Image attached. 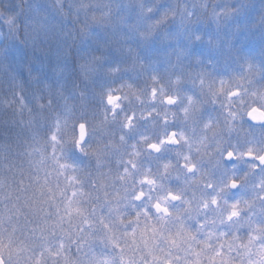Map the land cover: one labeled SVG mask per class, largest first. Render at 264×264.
<instances>
[{
	"label": "clouds",
	"instance_id": "obj_1",
	"mask_svg": "<svg viewBox=\"0 0 264 264\" xmlns=\"http://www.w3.org/2000/svg\"><path fill=\"white\" fill-rule=\"evenodd\" d=\"M0 264H264V0H0Z\"/></svg>",
	"mask_w": 264,
	"mask_h": 264
}]
</instances>
